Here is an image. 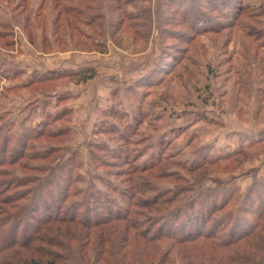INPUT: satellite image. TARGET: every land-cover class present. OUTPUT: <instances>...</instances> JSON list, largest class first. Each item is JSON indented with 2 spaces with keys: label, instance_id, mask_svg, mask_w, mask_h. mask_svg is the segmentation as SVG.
Masks as SVG:
<instances>
[{
  "label": "rangeland",
  "instance_id": "374dc122",
  "mask_svg": "<svg viewBox=\"0 0 264 264\" xmlns=\"http://www.w3.org/2000/svg\"><path fill=\"white\" fill-rule=\"evenodd\" d=\"M0 33V264L264 261V0H0Z\"/></svg>",
  "mask_w": 264,
  "mask_h": 264
},
{
  "label": "trees",
  "instance_id": "16d2710c",
  "mask_svg": "<svg viewBox=\"0 0 264 264\" xmlns=\"http://www.w3.org/2000/svg\"><path fill=\"white\" fill-rule=\"evenodd\" d=\"M92 22V21H91ZM0 34H3V33H0ZM83 74V73H82ZM95 76H96V72L94 71V70H90V72H88V74H84V77H83V79L81 80V82L82 83H85V82H87V81H89V80H92V79H94L95 78ZM150 169H152V168H149V169H147V170H150ZM136 170V169H135ZM145 170V169H144ZM137 172H138V170H136ZM166 193V192H165ZM165 193H163V194H165ZM163 194H161L160 193V195H163ZM68 198V193H65V195H64V198H62V201H63V203H64V201H66V199ZM167 201H168V199H167ZM137 202V201H136ZM128 204H130V206L131 205H133L134 204V201H132V203H128ZM137 204V203H136ZM214 208H216V207H213V209ZM215 210V209H214ZM127 213H126V215L123 217V216H120V218L121 219H123V220H125L124 218H126L127 216H129L132 212H131V210L129 209V210H127L126 211ZM60 217H55V218H52L51 216L50 217H48L47 219H45L43 222L44 223H46V224H48L50 221H54V222H57V221H60V219H59ZM74 218H76V216L74 217ZM108 218H110V217H108ZM208 221L209 220H207V221H205V223H203V224H205V226H206V223H208ZM199 222V221H198ZM198 224V223H197ZM200 224H202L201 223V221H200ZM204 228V227H203ZM165 230H164V233L163 234H166L165 236H167L168 238H172V239H174L175 240V238L176 239H180V241L179 242H192V241H196V240H198V239H201V238H203V239H210V234L212 235L213 233H210V232H208V233H205L203 230H201V228L199 227V224H198V227L196 228V230L194 231V229H192V230H189V231H187V233L186 232H182V235H183V237L184 238H177L175 235H174V232H172V230H173V228H169V227H165L164 228ZM37 231L39 232V229H37ZM169 232H171V233H169ZM144 234V233H143ZM148 234V233H147ZM147 234H145V235H147ZM163 234L161 235V236H163ZM249 234H250V232L248 231V232H246L244 235H242V236H240L239 238H237V239H235V240H233V239H228L226 242V244H228V245H231L232 243H234V242H237V241H240V240H242L243 238H247L248 236H249ZM11 237H12V235H11ZM208 237V238H207ZM13 238V241L15 240L14 239V236L12 237ZM12 238H11V240H12ZM30 239L26 242V241H23L24 243H25V245L27 246V243L28 242H31L30 244H29V246H31V244H33L34 242H35V240H36V237L34 236L33 238L32 237H29ZM15 242H18V240L17 241H15ZM14 242V243H15ZM22 242V243H23ZM14 243H13V247H14ZM17 245V244H16ZM19 245V244H18ZM21 245V244H20ZM34 264H59L58 263V261H56L55 259H47L46 260V262H35ZM260 264H264V261L263 262H261Z\"/></svg>",
  "mask_w": 264,
  "mask_h": 264
}]
</instances>
